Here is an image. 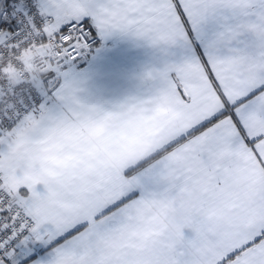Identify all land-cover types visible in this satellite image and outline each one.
<instances>
[{
  "label": "snow or ice",
  "instance_id": "obj_1",
  "mask_svg": "<svg viewBox=\"0 0 264 264\" xmlns=\"http://www.w3.org/2000/svg\"><path fill=\"white\" fill-rule=\"evenodd\" d=\"M117 34L184 53L133 103L170 123L135 163L74 151L72 180L28 178L27 146L113 114L71 69ZM0 264H264V0H36L22 32L0 21Z\"/></svg>",
  "mask_w": 264,
  "mask_h": 264
},
{
  "label": "crops",
  "instance_id": "obj_2",
  "mask_svg": "<svg viewBox=\"0 0 264 264\" xmlns=\"http://www.w3.org/2000/svg\"><path fill=\"white\" fill-rule=\"evenodd\" d=\"M221 30L215 22L206 26L209 37ZM246 42L251 45L254 38L247 37ZM204 53L203 44L198 43L196 54ZM183 55L180 49L165 50L119 34L103 41L86 65L71 71L80 89L78 99L113 114L98 124H78L70 135H54L27 146L28 178H51L61 185L72 180L78 161L67 154L74 151L97 167H123L145 156L170 123L171 114L162 107L152 109L133 103L147 98L155 89L154 82L145 79L148 72L163 71L168 63ZM9 162L19 163L14 158ZM41 251L38 259L47 255L46 249Z\"/></svg>",
  "mask_w": 264,
  "mask_h": 264
},
{
  "label": "built area",
  "instance_id": "obj_3",
  "mask_svg": "<svg viewBox=\"0 0 264 264\" xmlns=\"http://www.w3.org/2000/svg\"><path fill=\"white\" fill-rule=\"evenodd\" d=\"M35 0H0V21L15 22L17 32H22L25 27L26 17L31 16L35 10ZM100 45L91 52L85 54L72 69L78 71L79 68L90 61V57Z\"/></svg>",
  "mask_w": 264,
  "mask_h": 264
}]
</instances>
